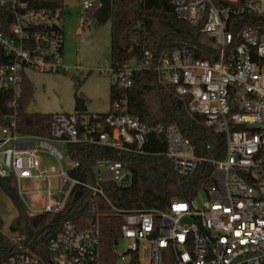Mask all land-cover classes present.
Wrapping results in <instances>:
<instances>
[{
    "label": "built area",
    "instance_id": "obj_1",
    "mask_svg": "<svg viewBox=\"0 0 264 264\" xmlns=\"http://www.w3.org/2000/svg\"><path fill=\"white\" fill-rule=\"evenodd\" d=\"M229 2L170 0L177 19L211 41L212 60H190L184 49L148 51L140 60L100 70L122 90L131 89L142 71L157 73L162 85L188 100L189 113L223 136V145L213 148L199 147L175 123H143L128 112V99L116 100L104 114L51 115L49 137L18 131L27 73L69 72L65 33L61 11H30L28 1L0 0V8L15 15L11 32H0V91L12 95L13 109L9 123L0 125V180L12 181L27 202L21 181L43 179L45 209L29 213L23 206L31 217L60 219V231L47 243L12 233L14 251L2 264H264V0ZM96 3L99 8V0H86L84 9ZM156 135L165 136V156L177 176L206 179L201 207L198 196L175 200L166 210L124 209L108 197L106 183L132 187L130 159L149 156ZM84 147L103 148L120 160H98L88 176L79 157ZM55 179L58 191L51 189ZM101 206L109 213H98ZM66 210L76 213L74 219L62 216ZM104 215L121 220L111 254L102 242ZM121 242L126 250L119 255Z\"/></svg>",
    "mask_w": 264,
    "mask_h": 264
},
{
    "label": "trees",
    "instance_id": "obj_2",
    "mask_svg": "<svg viewBox=\"0 0 264 264\" xmlns=\"http://www.w3.org/2000/svg\"><path fill=\"white\" fill-rule=\"evenodd\" d=\"M214 5L221 7L229 5V0H211ZM64 0H29L30 11H62L65 9ZM98 9L97 3L89 10L94 14ZM111 22V57L112 65H123L134 59H142L146 52L156 54H171L176 49L186 50L190 60H212L211 41L200 34L198 28L191 27L187 22L177 19L170 0H112ZM15 23V15L9 9L0 8V32L9 34ZM161 23H169L178 32L163 40L159 36ZM33 98V88L27 81L24 94L20 101L17 117L18 131L26 134L50 136L51 115L31 113L28 107ZM111 104L119 99H128V112L139 117L143 123L170 124L179 126L182 133L199 147L212 145L216 148L223 145V136L216 135L205 126V118L192 115L188 110V100L177 95L171 85H162L157 73L142 71L134 78L133 87L129 90L118 89L112 85L110 90ZM12 95L0 91V125H7L12 116L10 107ZM149 148L150 155L131 158L130 161L144 171L140 176L134 173L133 185L129 189H121L115 183L104 185L108 197L120 208L124 209H157L166 210L175 200L193 201L207 182L204 177L195 175L191 178L177 176L165 156V136L153 137ZM79 157L84 159L82 170L89 176L90 167L98 160L111 158L120 160L119 155L103 148L84 147ZM75 158V157H74ZM0 187L15 203L18 215L13 220L10 231L26 235L31 240L42 239L44 243L60 231V219L53 215L31 217L23 206L16 189L10 180H0ZM108 214L109 210L101 206L97 211ZM74 211L66 210L62 216L66 219L75 217ZM83 211V215H89ZM119 218L104 215L101 219L102 242L110 254L113 245L119 237ZM3 222L0 219V229ZM14 251V246L0 232V264Z\"/></svg>",
    "mask_w": 264,
    "mask_h": 264
},
{
    "label": "rangeland",
    "instance_id": "obj_3",
    "mask_svg": "<svg viewBox=\"0 0 264 264\" xmlns=\"http://www.w3.org/2000/svg\"><path fill=\"white\" fill-rule=\"evenodd\" d=\"M86 0H64L65 9L61 11L64 28V65L68 73L47 74L30 71L27 73L33 88V98L28 107L31 113L46 115L72 114L75 112V97L86 101L88 113L104 114L111 108L110 90L113 79L100 72L111 67V22L98 24L93 14L84 9ZM94 2V0H88ZM73 74V77H69ZM21 188L28 196L23 205L29 213L43 211L48 203L47 186L43 179H25ZM53 191H58V180H52ZM206 192L201 190L195 205L201 207L206 200ZM18 215L15 203L0 187V219L3 227L0 232L12 237L10 226ZM126 246L121 242L117 253L122 255ZM148 256L146 255V258ZM119 263V260H118Z\"/></svg>",
    "mask_w": 264,
    "mask_h": 264
},
{
    "label": "water",
    "instance_id": "obj_4",
    "mask_svg": "<svg viewBox=\"0 0 264 264\" xmlns=\"http://www.w3.org/2000/svg\"><path fill=\"white\" fill-rule=\"evenodd\" d=\"M29 0H22L23 3H26ZM101 6L95 11L93 14V19L98 24H106L108 23L112 18V0H99ZM178 30L172 26L169 23H161L159 26V36L160 39L163 40L169 36H173L177 34ZM69 77H73V74H69ZM75 112L80 113H86L88 112V107L86 105V101L82 98H79L77 95L75 97ZM128 168L133 171L134 173H137L140 176L144 175L143 169H141L136 164H130ZM210 174V170L208 172V175Z\"/></svg>",
    "mask_w": 264,
    "mask_h": 264
}]
</instances>
